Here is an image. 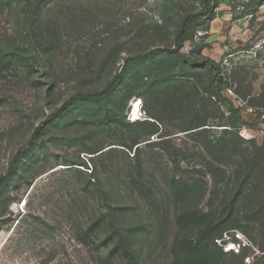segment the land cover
I'll return each mask as SVG.
<instances>
[{
	"label": "rangeland",
	"instance_id": "obj_1",
	"mask_svg": "<svg viewBox=\"0 0 264 264\" xmlns=\"http://www.w3.org/2000/svg\"><path fill=\"white\" fill-rule=\"evenodd\" d=\"M20 1L0 0V43L19 46L31 66L15 62L0 75V264H104L111 253L124 264L125 248L140 264H171L173 238L197 240L200 224L218 219L231 199L232 157L204 147L231 136L212 124L233 123L244 141L264 138V0L218 1L194 25L196 45L179 51L175 33L204 10L202 0H42L27 11L37 26L18 24ZM153 49L106 98L58 111L76 92L103 89L127 56ZM192 58L219 65L220 92L245 125L207 99L210 74ZM149 114L162 124L151 144L140 143L135 157V146L114 144L147 137L149 126L132 123ZM201 123L208 132L182 131ZM183 182L196 190L175 193ZM193 210L202 214L178 217ZM242 215L229 224L247 233L223 230L207 264H264L252 241L264 243V232Z\"/></svg>",
	"mask_w": 264,
	"mask_h": 264
},
{
	"label": "trees",
	"instance_id": "obj_2",
	"mask_svg": "<svg viewBox=\"0 0 264 264\" xmlns=\"http://www.w3.org/2000/svg\"><path fill=\"white\" fill-rule=\"evenodd\" d=\"M221 0H202L204 5V10L198 13H191L186 15L180 22L179 28L174 36V50L179 51L180 48L184 45L185 42L196 45L193 37V28L194 25L198 22L201 15L206 18L211 16L214 12L213 8L215 3ZM233 1V0H229ZM21 10L22 14H17V22H21V24L25 25L29 23L30 26H37L39 22L37 21V17L32 16V13H27V11L31 8H36L39 4L42 3V0H22ZM242 9L247 8V4L242 5ZM214 18H211L212 21ZM33 28V27H32ZM34 29V28H33ZM214 36H210L208 40L209 42L214 41ZM174 50L169 51V53H175ZM159 50H147L142 52H136L130 56H127L123 61V66L121 68V72L115 74L113 78L106 84L103 89L100 90H90V91H80L72 94L67 98L62 107L58 110L60 111L62 108L67 105L73 103L77 100L82 99H102L106 98L116 89L117 84L125 83V80L121 79L122 71H125L126 68L129 67L134 62L145 61L148 57L154 55ZM26 56L22 54V50H20L19 46L12 51H8L3 44L0 43V75L2 76L4 72H6L10 65L15 62L21 63V66H24L27 71L31 67L28 63H26ZM192 61L203 65V67L210 74L211 81V89L208 94L207 99L210 102L215 103L218 107H223L229 115L235 117L236 121L241 125H245L240 116V108L236 107L232 104V102L224 96L220 91L223 86V79L219 75L220 69L219 65L207 59H197L192 58ZM24 62V63H23ZM135 90L132 91L127 100L134 99ZM140 98V97H139ZM129 101V104H130ZM129 109V105H128ZM55 114H52L54 116ZM149 119H145L142 121H137L134 124H138V126H149L151 129L149 130V135L147 137L135 136L133 140L128 142H118L114 143L116 145L122 146L124 149H127L131 152L132 146H135V152L133 153V157L136 156V153L139 152V145L142 142H145V145H149L152 143L150 141L149 136L159 135L161 133L162 124L158 118L149 114ZM209 124L201 123L197 124L193 127L183 129L182 131H190L188 133H198L204 134L208 132L207 128ZM215 126H225L221 133L223 135H230V139H224L223 136L219 138H213L211 141L209 140L204 147L209 148L211 150H216L217 153H220L222 157L233 159L234 168H232L227 182L225 184V188L227 192L231 195V199L227 204H221L220 212L218 219L215 220H204L200 224V228L197 232L198 239L193 240L191 238H182V237H174L171 245H170V254H171V264H207L214 258L215 250L218 248L216 245V239H220L222 237V231L234 228V229H242L244 233L247 231L240 224H229L232 220L237 219V217L245 219L248 223H252L258 229V231L264 232V138L261 142H257L255 139H250L244 141L238 133L235 132L236 126L233 123L229 122L224 124H212ZM40 128H36L31 139L33 140L36 135L39 133ZM169 134H164L163 136H167ZM238 138L243 142L248 143L244 148L240 147V144L234 139ZM32 142V141H30ZM105 147L100 149L103 150ZM109 149H113L112 147L100 152L104 153ZM211 157V156H210ZM136 168L141 170L140 162L135 164ZM196 190L191 186L188 182H183L182 187H178L175 190V193L181 194V196L188 195V193ZM224 217H221L224 215ZM197 214H202L199 210H193L189 212L178 213V217H189L194 218ZM206 216V214H203ZM240 220V219H239ZM256 243V246L259 250L264 252V243L255 242V239L252 240ZM220 249V248H218ZM116 254L111 253L109 256L103 258L102 262L104 264H115L116 262ZM119 258H125L127 261L124 264H140L137 259L135 253L130 248H125L123 250V254H119ZM264 255V254H263ZM255 264V263H253Z\"/></svg>",
	"mask_w": 264,
	"mask_h": 264
},
{
	"label": "bare ground",
	"instance_id": "obj_3",
	"mask_svg": "<svg viewBox=\"0 0 264 264\" xmlns=\"http://www.w3.org/2000/svg\"><path fill=\"white\" fill-rule=\"evenodd\" d=\"M139 105H140V103H137V104L132 108V110L136 111V110L138 109Z\"/></svg>",
	"mask_w": 264,
	"mask_h": 264
},
{
	"label": "built area",
	"instance_id": "obj_4",
	"mask_svg": "<svg viewBox=\"0 0 264 264\" xmlns=\"http://www.w3.org/2000/svg\"><path fill=\"white\" fill-rule=\"evenodd\" d=\"M129 115H130V113H129ZM129 120H132V116L131 115L129 116Z\"/></svg>",
	"mask_w": 264,
	"mask_h": 264
},
{
	"label": "crops",
	"instance_id": "obj_5",
	"mask_svg": "<svg viewBox=\"0 0 264 264\" xmlns=\"http://www.w3.org/2000/svg\"><path fill=\"white\" fill-rule=\"evenodd\" d=\"M131 102V101H130ZM130 109H131V105H130Z\"/></svg>",
	"mask_w": 264,
	"mask_h": 264
}]
</instances>
